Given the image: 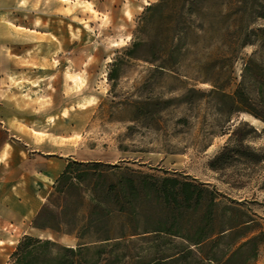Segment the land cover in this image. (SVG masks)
Instances as JSON below:
<instances>
[{"label":"rangeland","instance_id":"rangeland-1","mask_svg":"<svg viewBox=\"0 0 264 264\" xmlns=\"http://www.w3.org/2000/svg\"><path fill=\"white\" fill-rule=\"evenodd\" d=\"M149 5L158 7L142 23ZM137 37L149 44L136 54L149 60L168 46L164 69L155 67L161 59L124 56ZM262 38L264 0H0V99L27 96V120L58 125L59 164L123 163L189 176L253 202L264 218V161L247 170L207 166L243 122L257 131L243 144L264 154V123L232 111L223 97L233 94ZM115 58L118 78L109 81ZM254 58L264 67V54ZM228 178L243 186L230 188L221 181ZM256 264H264V247Z\"/></svg>","mask_w":264,"mask_h":264},{"label":"trees","instance_id":"trees-1","mask_svg":"<svg viewBox=\"0 0 264 264\" xmlns=\"http://www.w3.org/2000/svg\"><path fill=\"white\" fill-rule=\"evenodd\" d=\"M156 7L145 8L142 23L148 21L146 12ZM148 44L137 37L124 56L150 63L161 59L155 67L164 69L168 46L159 58L149 60L136 54ZM259 48L247 60L233 94L223 97L232 111L264 123V67L258 68L254 58L264 54V38ZM119 61L113 60L109 81L118 78ZM249 87L254 96L248 95ZM240 126H248V132ZM248 134L257 131L239 123L208 168L220 172L238 164L247 170L264 161L261 149L243 144ZM221 181L230 188L243 186L236 179ZM252 203L165 170L156 174L123 163L68 159L31 225L73 237L75 245L24 235L9 264H256L264 247V218L254 212Z\"/></svg>","mask_w":264,"mask_h":264},{"label":"crops","instance_id":"crops-1","mask_svg":"<svg viewBox=\"0 0 264 264\" xmlns=\"http://www.w3.org/2000/svg\"><path fill=\"white\" fill-rule=\"evenodd\" d=\"M26 97L0 99V264L10 263L22 236L56 235L32 227L31 221L65 165L59 164V128L27 120L24 109L31 110V104Z\"/></svg>","mask_w":264,"mask_h":264}]
</instances>
